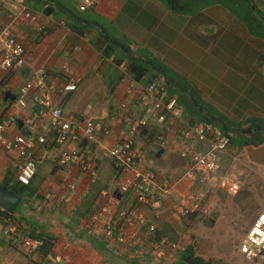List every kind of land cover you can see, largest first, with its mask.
Here are the masks:
<instances>
[{"label":"crops","instance_id":"obj_1","mask_svg":"<svg viewBox=\"0 0 264 264\" xmlns=\"http://www.w3.org/2000/svg\"><path fill=\"white\" fill-rule=\"evenodd\" d=\"M85 2L86 0H0L6 20L23 8L32 12L31 20L11 26L14 34L26 36L28 64L16 71L0 70L2 88L12 92L11 96H7V93L2 96L5 109L11 110L20 86L31 78L37 68L44 66L48 71L49 82L55 81L59 87L72 80L78 84L76 91L65 96H61L59 91L54 96L56 102L61 103L65 117L76 118L82 123L88 118L101 119L111 130L108 135L96 137L95 143L90 145L98 163V175L92 178L87 170L78 165L59 164V155L64 147L73 149L80 146L87 150L86 145L82 146V143L74 141L58 143L50 118L44 120L39 133H47L48 140L37 146V155L40 157L35 182L38 196L30 200L34 211L29 212L25 207L16 216L27 232L52 236V249L48 255L18 250L3 231L0 233L1 264H131L132 258L137 259V264H146L148 261V264H165L164 256L170 250L162 246L156 249L158 244L150 239L154 236L147 231L150 224H154L157 230L178 243L179 252L180 249L193 245L195 253L211 260V264H264V259H246L240 250V257L233 256L231 259L232 255L228 252L227 260L220 254L219 259L214 260L212 254L206 255L199 246L201 243L202 246L214 243L210 240L211 235L204 231L206 227L210 228L205 222L210 217L216 219L213 224L216 226L222 215L228 214V210L234 212L236 215L228 225L235 230L241 242L249 230L248 226L253 223L251 218L254 206L258 207L254 205L255 201L264 209V144L239 146L235 150L230 145L228 151L220 155L223 173L232 177L234 173L237 174L239 177L233 178L244 184L237 196L226 197L218 187L217 176L203 180L191 169L189 160L182 157L181 152L189 144L172 125L171 119L161 128L168 141L167 147H161L156 139L147 140L143 130L123 120L125 112L136 118L153 119L151 103L143 99L144 87L151 82L138 81L128 71L127 63L121 66L116 63L114 56L117 53L123 54V46L113 49L116 52L109 53V56L105 53L113 41L127 43L134 50L144 48L163 59L174 69L173 72L186 77L206 100L214 97L218 102L220 95L215 89L216 84L209 82L212 80L213 70L205 72L204 65L200 67L201 63L204 64L202 58V62H193L194 66L190 68L181 66L187 65L181 61L189 59L183 43L191 41L198 44L196 41H199L209 49L210 44L217 47L227 37L236 40L233 35L228 36L227 31H217L216 37V25L217 20H225L231 25L239 20L220 4L197 13H203L205 17L195 25L193 20L196 14L184 16L170 10L161 0H97L95 6L82 11L80 6ZM52 6L54 10L47 13L46 9ZM69 10L79 17L72 18ZM87 11H90L89 14H84ZM239 25L238 29L243 34V26ZM245 31L252 36L247 27ZM235 34L239 35L237 32ZM259 50V46L255 44L254 54L259 53ZM247 53L246 56L235 53L239 55L240 63L246 64L248 58L252 57V51ZM209 55L213 57L212 54ZM210 60L209 63L213 61ZM256 63L246 66L245 74L242 70H229L243 80L250 74L254 82L261 83L264 87V66L260 69ZM82 88L89 91L86 99L84 93L76 94ZM128 90H132L131 93ZM28 99V106L18 111L17 120L9 129L11 136L31 133L29 126L37 118V106L30 97ZM122 104H126L127 108L123 109ZM178 111L180 114L185 113V107L179 105ZM237 111L238 109L232 111L235 118L227 115L233 120L241 121L237 115L245 112ZM257 114L264 116V105ZM127 136L134 138L138 150L143 154L144 167L156 171V184H160L164 178H170L174 184L173 193L164 197L160 211L153 210L149 205L140 206V212L145 215L142 220L134 216L136 213L121 216L129 205V199L119 190L122 177L114 166L113 157L108 153L110 148H115ZM191 147L193 150L205 149L203 144ZM243 154H246L247 160H243ZM19 161L16 151H6L0 146V180L6 178L10 170L16 173ZM165 164L169 167H165ZM71 184L76 186L75 189L70 187ZM103 192L106 195L100 198ZM186 192L199 194L203 206L212 211L210 215L205 212H199L192 218L178 215L175 206ZM216 209L218 212H215ZM111 223L117 225V237L106 234L107 226ZM239 225L240 228H236ZM121 232L129 233L124 242L118 238ZM23 235L30 236L28 233ZM223 252L227 251L223 249ZM177 261H180V256Z\"/></svg>","mask_w":264,"mask_h":264},{"label":"built area","instance_id":"obj_2","mask_svg":"<svg viewBox=\"0 0 264 264\" xmlns=\"http://www.w3.org/2000/svg\"><path fill=\"white\" fill-rule=\"evenodd\" d=\"M96 1L86 0L81 4L80 9L85 11L95 6ZM31 19V10L23 8L6 20L3 9L0 7L1 71L20 70L28 64L26 36L14 34L11 26L19 22H28ZM65 69L69 71L68 67ZM48 76L46 67L37 68L31 78L20 86L16 101L8 111L5 109L2 96L9 90L0 87V146L6 151L14 150L18 153L20 161L16 175L17 181L30 185L38 172L40 163L37 146L45 144L48 140L47 133L41 134L39 129L44 120L50 118L58 143L66 144L74 141L82 143V146L86 145L87 149L80 148V146L73 149L64 147L59 155V164L62 166L78 165L87 170L92 178L97 177L98 163L90 145L95 143L96 137L108 135L111 130L101 119L88 118L82 123L76 118L65 117L61 103L56 102L54 96L59 91L61 96L72 93L78 89V84L72 80L59 87L55 81L49 82ZM131 91L128 90V93ZM29 97L37 106V118L29 126L31 133L11 136L9 129L16 122L18 111L28 106ZM143 99L150 101L153 119L136 118L125 112L122 118L127 124L143 130L154 123L162 126L168 122V119H171L180 136L189 144L181 155L189 160L191 169L195 170V173L199 174L203 180L217 176L219 189L231 196H236L241 191V182L223 173L220 155L225 154L231 145L227 135L218 132L210 122L193 124L182 117L178 111L177 97L170 96L168 89L157 82L149 83L144 87ZM122 108L126 109V104H122ZM158 140L162 147L168 146V141L163 134L158 137ZM196 144H203L205 149L193 150L191 146ZM110 149L108 153L113 157L114 166L122 177L119 190L129 199V205L122 211L121 216L127 217L131 215L130 213H136L134 216L140 220L144 219L145 215L140 212L142 205H149L153 210L160 211L162 197L173 193V182L165 179L162 184H156V174L151 168L144 167L143 155L138 150L133 137H125L115 148ZM70 187L75 189L76 186L71 184ZM104 195L106 192H103L100 198ZM202 205V198L199 194L186 192L182 194L180 203L175 206V211L178 215H189L192 211L206 214L209 209L205 207L202 209ZM116 230V224H108L106 234L115 237ZM155 230L156 226L150 224L149 231L154 232ZM3 231L18 250H28L34 254L41 253L45 244L43 238L24 236L20 229L0 221V233ZM128 234L121 232L119 240L124 242ZM161 244L172 250L179 247L178 243L166 236L161 239ZM239 250L248 260L264 259V209L257 215L243 237Z\"/></svg>","mask_w":264,"mask_h":264},{"label":"trees","instance_id":"obj_3","mask_svg":"<svg viewBox=\"0 0 264 264\" xmlns=\"http://www.w3.org/2000/svg\"><path fill=\"white\" fill-rule=\"evenodd\" d=\"M161 1L170 10L180 14H196L207 7L220 4L224 6L229 12H231L232 15L238 17L237 19L243 21L252 35H256L257 38L258 36L262 38L264 37V12L263 14L259 13L256 8V4L252 0ZM51 9L54 10V7L52 6V8L46 9V12L51 13ZM68 12L72 15V18L79 17V15L72 10H69ZM120 47H122L124 52L122 51L123 54L119 55L117 53V55L114 56V60L116 61V63L120 66L124 63H127L128 71L133 74L135 79L140 82H157L161 86L166 87L170 96L177 97L178 108L179 105H183L185 107V113L183 112L184 115L181 114V116L189 120V122L193 124L204 121L212 123L218 132H220L221 134H225L230 138L231 145L236 140L237 134L242 135L240 147H245L247 145L260 146L264 144V117L251 116L247 119H244V121L233 120L227 114L218 110L208 100H206L202 96L200 90L198 88L196 89L186 77L182 76L179 73L173 72L169 64H167L163 59L153 55L150 51L140 47H138V50H134L127 43L120 44V42L117 43L113 41V43L109 44L108 49L105 50V53L109 56L111 55L109 53L116 52V50L113 51V49ZM0 87H2V83H0ZM162 126L154 123L149 127L144 128L143 133L144 135H146L147 140L156 139L159 142L158 137L162 134ZM153 171L156 174L155 179H157L158 175L155 170ZM16 175L17 172L14 173V171L10 170L6 174L7 177L1 181L6 187L23 198L22 203L20 204L22 205L25 202L23 208L26 207L29 212L34 211L30 200L38 196L37 186L35 184L36 179L38 178V172L30 185H24L18 182ZM165 179H168L170 182L172 181L170 178H164L160 181V184H162ZM163 199L164 197H162L161 199L162 207ZM203 207L204 206L202 205V209ZM18 209L15 213L11 214L0 207V221L5 222L6 224L9 223V225L20 229L23 234L28 233L32 237L43 238L45 240V244L41 249V253L43 255H48L52 249L53 237L44 233L27 232L22 225L23 223H20L21 221L19 217L16 216ZM199 212L200 211H192L187 217L192 218V216L197 215ZM215 221V218H209L205 220V222L210 226L213 225ZM147 231L150 234H153L152 236H154V238L152 237L150 239H153L154 242L158 244L156 249H160L161 246L164 247L161 244V239L166 236L164 233L157 230V227L154 232H150L149 227ZM117 234L118 233H115L114 236L117 237ZM180 251L179 264H211V260H207L195 253V248L193 245L181 249ZM137 263L138 262L135 261L134 258L131 259V264Z\"/></svg>","mask_w":264,"mask_h":264},{"label":"rangeland","instance_id":"obj_4","mask_svg":"<svg viewBox=\"0 0 264 264\" xmlns=\"http://www.w3.org/2000/svg\"><path fill=\"white\" fill-rule=\"evenodd\" d=\"M258 8L257 10L259 13L263 14L264 12V0H256ZM256 6V7H257ZM90 11L84 12V14H89ZM209 13V12H208ZM207 15V11L205 13ZM184 16H192V14H182ZM205 15L202 14H197L195 15V19L193 20V24H197ZM236 17V16H235ZM210 19V17L208 16ZM234 18V17H233ZM238 18V17H236ZM239 20V19H238ZM218 23V25H216ZM217 23L215 24L217 26L216 29V37H217V31L224 32L227 31V35H233V37L236 40L230 39V37H227L222 41V43L217 46L213 47V44H210L209 49L206 48L205 46L202 45V42L196 41L198 44H195L193 42H188V43H183V47L186 49V55L188 56V61H181L183 64L187 65H181L183 68L185 67H191L194 66L193 62L196 64L197 62L199 63L201 61V58L204 62V64L201 63L200 67L205 68V72L213 70V73L211 76L212 80L209 82L212 83L213 85L216 84V91L220 95V100H215V98H210L208 101L215 106L218 110L231 115V117L235 118L234 112H232L234 109H238L237 112L243 110L245 113L238 116L237 118L240 120L247 119L251 116H261V114H257L260 110L263 109L264 105V87L262 86L261 83L254 82L252 78L247 77L245 80L242 78L238 77L237 74H231L229 69H233V71H243L244 74L247 71L246 66L249 65H258V68H262L264 66V37H259L258 39H255L256 35L249 36L248 32L246 33V25L244 24L243 21L239 20L236 21L233 25L229 24L225 20H217ZM241 24L242 30L244 31L243 34H241L240 30L238 27ZM240 28V27H239ZM214 29V28H213ZM238 33L239 35L235 34ZM230 33V34H229ZM244 37V38H243ZM211 39V38H210ZM252 41V42H251ZM251 42V43H250ZM250 43V44H249ZM248 44V46H247ZM258 45L260 50L259 53L256 52L254 54V45ZM247 48V49H245ZM245 51V53L243 52ZM248 51H252V57L248 58V61L246 64L240 63L241 60L239 59V55H236L235 53L238 54H243L246 56ZM209 54H212L210 56ZM234 54V56H232ZM207 55H209L207 57ZM248 57V56H247ZM191 58V59H190ZM213 60L212 62L209 63L208 60ZM210 60V61H211ZM192 62V64H191ZM202 62V61H201ZM179 63V62H178ZM227 64V68H225V64ZM232 63V64H231ZM209 65V67H208ZM224 65V66H222ZM240 66V67H239ZM212 67V69H211ZM173 69V68H171ZM174 70V69H173ZM85 88V87H84ZM82 88L81 91L78 90L76 94L83 95L84 93V98L86 99L89 95V91ZM87 93V95H86ZM82 98V97H81ZM84 100V99H83ZM82 99H79V101H83ZM84 103V102H83ZM242 105V106H240ZM234 106H239L240 108H234ZM231 109V111H229ZM243 117V118H241ZM264 117V116H261ZM244 121V120H243ZM236 140L232 144V149L235 150L237 147L240 146V142L242 141V135L237 134L236 135ZM143 155V154H142ZM145 156V154H144ZM243 160H247L246 154H243ZM160 163H158V166ZM165 167H169L167 164H165ZM256 175V174H254ZM233 177L237 179L239 177L237 174H233ZM241 182V181H240ZM242 189L244 188L243 182H241ZM225 193V192H223ZM226 194V193H225ZM238 195V194H237ZM236 195V196H237ZM226 197H230L231 195L226 194ZM181 200V199H180ZM25 205V202L19 206L18 212H21L23 207ZM254 205V215L252 216L251 220L252 222L255 220L257 215L262 211L263 206L259 205V202L256 200ZM228 214L222 215L220 218L218 224L216 226H210V228L206 227L204 229L205 232L211 235V242H214L213 244L211 243L210 246L204 245L202 246V243L200 248L202 247V252H204L206 255L212 254L214 260H218L219 257L218 255L220 254L221 256L223 255L222 258L227 260V254L228 252L232 255L231 259H233V256H239V247H240V240L238 236L236 235L237 233L235 230H232L229 227V223L231 222L232 218L236 215L234 212H229ZM211 210H209L206 214L210 215ZM215 212H218L216 209ZM246 212H251V211H246ZM253 213V212H252ZM215 216V214H214ZM219 219V214L217 215ZM211 218V217H210ZM240 218V219H239ZM238 219L241 220L242 216L239 217ZM246 218V215H245ZM237 219V220H238ZM245 220V219H244ZM229 224V225H228ZM241 225L236 226V228H240ZM235 228V229H236ZM250 228V225L248 226ZM207 230V231H206ZM221 244V245H220ZM179 246V245H178ZM184 247V246H183ZM181 247V248H183ZM179 248V247H178ZM205 248V249H203ZM226 250V253H222V251ZM228 249V250H227ZM168 251L169 253L164 256L165 264H179L177 261V258L180 256L178 254L179 250H171ZM181 250V249H180ZM219 255V256H220ZM147 257L144 259L146 260ZM137 260V259H135ZM229 260V259H228ZM235 260V259H234ZM143 261V259H142ZM144 262V261H143ZM229 262V261H228ZM236 262V261H235ZM1 259H0V264H1ZM142 263V262H141ZM149 263V261H148ZM146 263V264H148ZM183 264V263H180Z\"/></svg>","mask_w":264,"mask_h":264},{"label":"water","instance_id":"obj_5","mask_svg":"<svg viewBox=\"0 0 264 264\" xmlns=\"http://www.w3.org/2000/svg\"><path fill=\"white\" fill-rule=\"evenodd\" d=\"M7 96H11V90L7 91ZM161 153V152H160ZM23 198L6 187L0 180V207L13 214L16 212Z\"/></svg>","mask_w":264,"mask_h":264},{"label":"clouds","instance_id":"obj_6","mask_svg":"<svg viewBox=\"0 0 264 264\" xmlns=\"http://www.w3.org/2000/svg\"><path fill=\"white\" fill-rule=\"evenodd\" d=\"M239 182H240V181H239ZM241 190H242V189H241ZM239 193H240V192H239ZM239 193H238V194H239ZM226 194H227V193H226ZM228 195H229V194H228ZM26 236H28V235H26ZM31 237H32V236H31ZM36 238H37V237H36Z\"/></svg>","mask_w":264,"mask_h":264}]
</instances>
